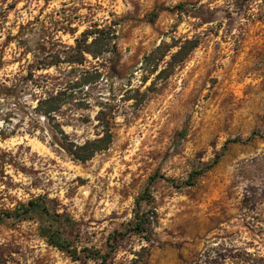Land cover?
I'll return each instance as SVG.
<instances>
[{
  "label": "rangeland",
  "instance_id": "374dc122",
  "mask_svg": "<svg viewBox=\"0 0 264 264\" xmlns=\"http://www.w3.org/2000/svg\"><path fill=\"white\" fill-rule=\"evenodd\" d=\"M95 24L118 53L66 62ZM186 38L200 43L170 74L169 55L145 57ZM72 77L92 81L57 113L71 138L102 133L101 104L114 122L85 162L35 112ZM0 84V212L41 206L0 219V264H264V0H0Z\"/></svg>",
  "mask_w": 264,
  "mask_h": 264
},
{
  "label": "trees",
  "instance_id": "16d2710c",
  "mask_svg": "<svg viewBox=\"0 0 264 264\" xmlns=\"http://www.w3.org/2000/svg\"><path fill=\"white\" fill-rule=\"evenodd\" d=\"M176 7L181 8L182 5H176L173 7V9ZM157 15L158 11H154L151 16L154 18ZM93 26L94 27L92 28H87L84 30L81 33V36L76 38V45L72 48L75 52V57L67 59L66 62L70 64H84L85 61H87V54L92 55L93 58H99L108 52L115 54L118 53L117 30L115 26L105 25L100 27L98 24ZM199 43L200 41L197 38H186L185 40L180 41L179 44L175 45H167V43L163 41L149 55H146L145 57H152V55H155L160 51L161 54L158 57H162V59L169 55L170 59L167 61L166 67L161 69L159 74L165 72L170 74L171 71L169 70V67L184 61L186 57H188L190 53L199 45ZM174 46H177V48L175 51H172V47ZM91 81L92 79L82 77L69 78L66 83L59 84L58 88L53 92H48L45 97H40L35 107V112L37 115H43L44 118L47 119L48 125L46 132L49 134L52 143L64 150L72 158L81 162H85L91 159L96 153L108 149L114 140V122L110 119L112 116H110L109 111L105 109L103 104H101L102 107L97 114L99 124L102 128V133H100L96 138L87 139L82 143L73 140L70 134L65 131L61 122L57 118V113L60 111L62 106L68 103H74L76 105L83 104L77 103L76 101L78 88L89 84ZM0 92H2L1 84ZM230 141L239 142L242 141V137H235L230 139ZM216 161L217 159L212 164H208L199 171H195L190 175L186 182L188 184H194L197 177L201 176L205 171L210 169ZM167 179L174 182V179ZM144 194L149 195L148 191ZM38 207H41L38 199L30 200L27 204H22L21 208H18L14 211L0 212V219L3 218V216H16L18 218H24L25 216L27 218L28 214ZM152 223L153 221L147 213L138 211L136 213V220L134 221L132 230L138 233L150 232ZM42 232L50 244L58 247L61 250H67V240L62 237L59 230L43 228ZM121 235H124V233H119V235L115 236V240H118Z\"/></svg>",
  "mask_w": 264,
  "mask_h": 264
}]
</instances>
